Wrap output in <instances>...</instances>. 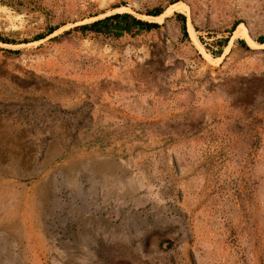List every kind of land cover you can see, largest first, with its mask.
Wrapping results in <instances>:
<instances>
[{"label":"rangeland","instance_id":"374dc122","mask_svg":"<svg viewBox=\"0 0 264 264\" xmlns=\"http://www.w3.org/2000/svg\"><path fill=\"white\" fill-rule=\"evenodd\" d=\"M124 13L160 28L81 30ZM261 38L264 0H0V264H264Z\"/></svg>","mask_w":264,"mask_h":264},{"label":"trees","instance_id":"16d2710c","mask_svg":"<svg viewBox=\"0 0 264 264\" xmlns=\"http://www.w3.org/2000/svg\"><path fill=\"white\" fill-rule=\"evenodd\" d=\"M162 14V11L152 13L151 16L157 17ZM183 20L182 31L184 36L188 37L186 24H185V17L181 16ZM160 28V25L156 23H149L136 17L124 13V14H115L109 17H106L102 20L95 21L89 25H85L81 27L82 31H90L96 34H109L113 36L120 37L124 33H130L132 29H138L140 31H153ZM49 34H52L50 32ZM44 37H40L42 39ZM260 43H264V39H259ZM227 40L225 41V44Z\"/></svg>","mask_w":264,"mask_h":264},{"label":"bare ground","instance_id":"6f19581e","mask_svg":"<svg viewBox=\"0 0 264 264\" xmlns=\"http://www.w3.org/2000/svg\"><path fill=\"white\" fill-rule=\"evenodd\" d=\"M16 142V141H15ZM5 143V142H4ZM10 144V146H11V143H9ZM16 144V143H15ZM13 145V144H12ZM16 147V146H15ZM12 149H14L13 148V146H12ZM13 152V151H12ZM5 154V153H4ZM9 154H11V153H9ZM1 155V154H0ZM8 156V155H7ZM11 156H12V154H11ZM16 156V155H15ZM20 156V155H19ZM18 158V157H17ZM5 159V158H4ZM8 160V159H7ZM102 168V167H101ZM46 186V185H45ZM13 189V188H12ZM13 195V194H12ZM12 195H10V196H12ZM9 198V197H8Z\"/></svg>","mask_w":264,"mask_h":264}]
</instances>
